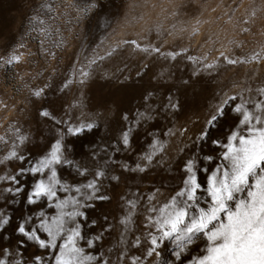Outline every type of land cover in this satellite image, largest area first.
<instances>
[{
  "label": "rangeland",
  "instance_id": "rangeland-1",
  "mask_svg": "<svg viewBox=\"0 0 264 264\" xmlns=\"http://www.w3.org/2000/svg\"><path fill=\"white\" fill-rule=\"evenodd\" d=\"M137 44L160 52L145 53ZM164 53L180 55L172 60L165 59ZM221 53L238 62L227 63ZM255 54H259L257 60L252 59ZM207 64L215 67L207 69ZM82 71L90 74L85 84L80 83ZM69 80V87L60 91ZM260 87H264V0H0V137H4L0 161L13 147L31 160L45 153L54 142L56 128L39 115L45 108L60 119L94 121L93 131L66 137L74 159L90 172L79 176L70 167L57 171L67 184L82 185L92 179L95 166L104 167L107 161L109 174L120 176L119 182L102 181L100 194L110 199L88 201L90 206L83 209L86 219L80 220L85 237L103 236L95 248L88 249L84 241L81 245L88 252L103 254L111 264H131L135 256L141 257L139 264H187L191 255L198 254L193 247L176 260L172 242L165 243L159 258L145 254L147 197L159 189L157 200L162 202L181 186V166L192 155V140L223 99L237 94L259 99L255 90ZM249 88L251 92L245 91ZM41 89L43 94L35 96ZM169 97L177 108L168 107ZM239 102L225 107V116L209 142L201 145L198 167L209 172L215 167V161L202 158L220 151L210 141L224 140L238 123L231 109ZM143 112H150L151 119L137 123L134 118ZM126 128L132 133L127 150L119 143ZM169 129L175 134L166 135ZM20 137L29 141L21 144ZM154 137L166 144L163 165H153L144 173L119 167L123 163L135 167ZM181 148L185 150L178 151ZM27 163L5 161L0 175L14 174ZM17 178L24 191L15 201L11 196L0 200V210L12 218L4 232L11 239L0 247L15 246L22 238L14 234L22 217L41 210L56 213L46 199L34 205L25 202L32 183L41 177ZM198 178L206 186L207 173L199 172ZM9 186L0 183V188ZM58 195L65 197V193ZM122 197L138 201L134 223L123 233L119 224L125 211ZM137 237L141 243L133 246ZM21 251L25 264H31L34 254H46L31 242ZM121 253L124 258L117 259Z\"/></svg>",
  "mask_w": 264,
  "mask_h": 264
},
{
  "label": "snow or ice",
  "instance_id": "snow-or-ice-1",
  "mask_svg": "<svg viewBox=\"0 0 264 264\" xmlns=\"http://www.w3.org/2000/svg\"><path fill=\"white\" fill-rule=\"evenodd\" d=\"M133 43L135 44V41ZM136 48L145 53L160 52L159 48L152 46L141 47L137 44ZM178 55L180 53L162 54L165 59L172 60ZM221 56H224L229 64L238 62L228 58L224 53H221ZM258 58L259 54L252 57L253 60ZM11 59L18 60L19 57L13 56ZM188 59L198 62L193 57ZM214 67L212 64L205 65L207 69ZM80 75L83 77L80 83H87L90 74L82 71ZM71 83L69 80L60 91L69 87ZM245 91L251 92L252 89ZM255 91L259 99L245 97L243 94L223 99L206 121L205 129L192 140V155L185 159L181 166L183 173L181 186L162 202L157 200L159 189L147 197L144 226L149 229L145 237L148 244L145 254L148 257L159 258L165 243L172 242L175 244L176 260H180L193 247L199 249L198 254L191 255L187 264H264V87ZM42 94L43 89L34 93L37 97ZM237 99L240 102L236 103L231 111L239 117L238 123L231 128L224 140L210 141L211 145L220 149L216 156L204 155L202 158L208 163L215 161V167L210 172L207 167H198L197 153L201 145L209 142L212 130L225 116V107ZM168 107L177 108L171 97ZM39 115L50 119L56 125L54 142L50 143L45 153L35 160L28 159L13 147L5 161H18L23 164L27 160L28 163L27 167L18 169L14 174L0 175V183L11 185L0 188V200L7 201L11 196L15 201L24 191V186L17 177L31 174L33 177L41 178L32 183L26 204L34 205L46 199L48 205L56 209V213L48 215L41 210L36 214L22 217L14 230V234L22 238L15 246L0 247V264H25L21 249L29 242L46 253L34 254L31 264H111L110 259H105L103 254L88 252L81 245V241H84L88 249L95 248L103 236L98 233L94 238L85 237L82 234L80 220L86 219L83 209L90 206L88 201L110 199L107 195L100 194L102 181L107 178L119 182L120 176L109 174L107 161L104 162V167L95 166L92 170V179L82 185L67 184L58 177L57 171L58 167H70L79 176H85L90 172L87 166L74 159L72 145L66 143V137L81 136L85 132L93 131L97 125L94 121L79 118L73 122L71 116L60 119L47 108L41 110ZM123 119L127 121L126 114ZM134 119L137 123L149 120L151 113H138ZM174 134L171 129L166 133ZM131 138L132 133L126 128L120 134V145L126 150L130 149ZM19 139L21 144L29 141L28 137ZM0 141H4V137H0ZM187 147L189 145L185 146ZM185 148L178 151L183 152ZM164 153L165 142L159 137H154L150 150L140 155L135 167H130L127 163L120 164L119 167L123 171L144 173L153 165H163L166 162ZM92 155L95 157L96 152L94 151ZM5 161H0V164ZM167 163L170 165L171 161ZM199 172L207 173L206 186L199 182ZM59 193H65V197L61 198ZM68 193L72 195L68 196ZM121 199L125 211L119 219V224L123 233V230L134 223L138 201L124 197ZM11 219L6 212L0 210V244L11 239L4 234L11 224ZM91 224L95 225L96 221L93 220ZM140 243V238L137 237L133 246H139ZM122 258L123 253L117 257ZM140 259L139 256L132 257L131 264H139Z\"/></svg>",
  "mask_w": 264,
  "mask_h": 264
}]
</instances>
